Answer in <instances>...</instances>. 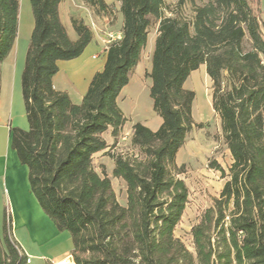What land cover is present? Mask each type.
<instances>
[{
  "label": "trees",
  "instance_id": "obj_1",
  "mask_svg": "<svg viewBox=\"0 0 264 264\" xmlns=\"http://www.w3.org/2000/svg\"><path fill=\"white\" fill-rule=\"evenodd\" d=\"M34 27L21 77L28 129L12 127L11 146L28 167L32 192L60 231L72 238L74 264H264V21L250 0H119L122 35L111 41L104 68L80 103L58 90L59 60L80 56L91 26L73 18V39L60 13L63 0H30ZM101 10L105 0H86ZM20 0H0L1 63L15 46ZM158 27L152 69L153 130L133 126L139 154H112V174L126 183L122 204L94 155L117 139L129 120L118 97ZM202 64L212 80V104L221 118L233 162L219 196L192 226L193 250L175 230L190 191L177 155L197 124L195 91L185 87ZM6 214L0 264H28L29 256Z\"/></svg>",
  "mask_w": 264,
  "mask_h": 264
},
{
  "label": "rangeland",
  "instance_id": "obj_2",
  "mask_svg": "<svg viewBox=\"0 0 264 264\" xmlns=\"http://www.w3.org/2000/svg\"><path fill=\"white\" fill-rule=\"evenodd\" d=\"M74 1L77 6L81 7V13L76 15V18L89 24L93 33L102 30L100 22L105 18L108 17L110 20L116 18V0L112 1L109 10H101L86 0ZM167 2L175 4L177 0H167ZM250 3L259 18L264 21V0H250ZM33 27L31 1L20 0L19 33L12 52L14 57L12 61L9 59L3 65L4 81L9 90L0 100L1 139H3L2 132L6 131L4 126L29 128L21 89L20 97L18 83L15 94H13L12 86L17 58L26 55ZM156 28L157 25L151 29L152 35H156ZM108 32L110 36L111 31ZM110 43L106 41L107 45ZM150 55L149 51L143 53L141 74L136 73L135 79L129 86L128 95L123 102V110L129 120L121 130L119 137L117 139L112 137L109 156L117 153L139 154V149L132 143L135 122L140 121L152 128L155 123L162 121L161 116L153 108V99L150 95L152 79L147 75ZM23 70L24 66L21 73ZM185 87L195 91L193 116L196 123L200 125L195 126L190 132L186 143L177 155V163L184 166V171L179 176L185 180L190 197L182 221L176 227L175 233L193 250L192 226L197 223L203 210L212 205L214 197L219 196L227 179L221 169L228 172L233 158L224 140L221 118L213 108L212 80L205 64L190 74ZM7 152L0 141V235L4 234L5 217L8 213L12 217L13 234L29 256L28 264H58L66 257L71 259L69 253L73 245L70 233L67 230L60 231L54 220L41 209L39 204L37 208L31 204L27 196L28 192H31L27 166L18 159L19 157H15L16 162H14L13 151H10V154ZM109 156L104 159L105 163H101L99 158H96L94 164L100 173L105 169L112 180L119 201L125 204L126 183L113 176ZM20 201L25 205L22 208L19 207ZM57 260L60 261L56 263Z\"/></svg>",
  "mask_w": 264,
  "mask_h": 264
},
{
  "label": "crops",
  "instance_id": "obj_3",
  "mask_svg": "<svg viewBox=\"0 0 264 264\" xmlns=\"http://www.w3.org/2000/svg\"><path fill=\"white\" fill-rule=\"evenodd\" d=\"M105 1L108 4V6H110L112 4L113 0H105ZM115 7H116V9H115L116 18L115 19L112 18V20H110L107 17L100 22L101 23L100 27L102 30H99L97 33H94L92 41L85 48V50L83 51V53L80 56L73 58V59H70V60H59L58 61L59 71L56 74V76L54 77V85L58 90L67 91L70 94L71 99L75 103H80L82 101L84 95L87 93V90L89 88V85L91 83L93 76L95 75V73L97 71H100L104 68L106 58H107V50H108V45L106 44V41H105L109 38V35H108L109 32L108 31H111L110 34L117 35L119 37H121V35H122L124 16L120 10L121 2L119 0H116ZM60 13H61V18H62L70 36L73 39H76L78 37V35H77V32L73 26L72 19L76 18V15H80L81 7L77 6L74 0H63L61 5H60ZM156 32H157L156 35H152V31L149 33L148 42H147L146 48L144 50V53H145V51H149L151 53L150 61L148 62L149 63L148 64L149 65V69H148L149 71H151V69H152V55H153V51L155 49L156 38L158 35V27L156 28ZM14 47L10 51L8 56L1 63L2 85H1L0 100L3 98V96L5 94L8 93V90H9V87L6 86V83L4 81L3 65L6 61H9V59H11L10 61L13 60L14 56H13L12 52L14 50ZM17 59H18L17 62L15 61L16 66H15V73H14V77H13L12 90H13V94H15L14 92L17 90V83H18L19 95L21 97L22 84L20 86V77L22 76V73H21L22 68H23V66H25L26 55L25 56L23 55L22 58L19 57ZM142 60H143V58L140 60V62L136 66V69L132 73L129 83L122 89V91L118 97V102H119L122 110H123V102L128 95L127 91L129 89V86L131 85L133 79H135V74L138 72L141 74L140 67L142 64ZM11 66H13V65L11 64ZM20 89H21V92H20ZM22 97H23V94H22ZM23 101H24V99H23ZM25 112H26V110H25ZM124 113H125V111H124ZM125 115H126V113H125ZM161 123H162V121L159 123H155V125L152 127V129L153 130L158 129V127L161 125ZM4 127L6 128V131L2 132L1 135L3 136V139L0 138V141H2V144H4V149H6L8 151L7 153L10 154V151H13L14 162H16L15 157H18V154H17L16 150L11 147V139H10L11 127L9 125L4 126ZM104 137L106 138L108 143H110L112 141V137H113L111 134V131L110 130L106 131L104 133ZM108 156H109V154H106L105 151L97 152L94 155V162H95L96 158H99L101 163H105L104 159H106V157H108ZM109 157H111V163H112L111 172H112L113 168H114V159L112 158V156H109ZM27 169H28V167H27ZM28 177H29V171H28ZM29 188H30V186H29ZM30 191L31 192L30 193L28 192L27 196H28V199L30 200L31 204L36 208L38 207V204H39L41 209L44 211V209L40 205L37 197L32 192L31 188H30ZM23 206H25L24 203L22 201H20L19 207L22 208ZM60 260H57L56 263L59 262Z\"/></svg>",
  "mask_w": 264,
  "mask_h": 264
},
{
  "label": "bare ground",
  "instance_id": "obj_4",
  "mask_svg": "<svg viewBox=\"0 0 264 264\" xmlns=\"http://www.w3.org/2000/svg\"><path fill=\"white\" fill-rule=\"evenodd\" d=\"M58 264H74V262L70 259V257H66L62 260L61 263Z\"/></svg>",
  "mask_w": 264,
  "mask_h": 264
},
{
  "label": "built area",
  "instance_id": "obj_5",
  "mask_svg": "<svg viewBox=\"0 0 264 264\" xmlns=\"http://www.w3.org/2000/svg\"><path fill=\"white\" fill-rule=\"evenodd\" d=\"M118 38H120L119 36H115V35H113V34H110V36H109V38L106 40L107 41V43H110L111 41H113V40H116V39H118ZM108 47H109V45H108ZM30 259H28V261H29Z\"/></svg>",
  "mask_w": 264,
  "mask_h": 264
}]
</instances>
